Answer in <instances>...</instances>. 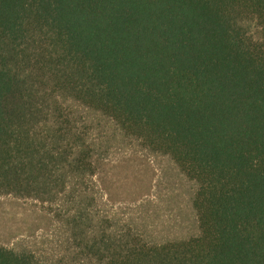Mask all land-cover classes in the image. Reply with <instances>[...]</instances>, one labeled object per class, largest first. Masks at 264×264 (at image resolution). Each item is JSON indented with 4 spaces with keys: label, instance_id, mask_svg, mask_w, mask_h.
Masks as SVG:
<instances>
[{
    "label": "trees",
    "instance_id": "16d2710c",
    "mask_svg": "<svg viewBox=\"0 0 264 264\" xmlns=\"http://www.w3.org/2000/svg\"><path fill=\"white\" fill-rule=\"evenodd\" d=\"M55 96L168 155L199 235L98 219L93 149ZM0 195L75 205L58 217L96 264H264V0H0ZM0 264L36 262L0 247Z\"/></svg>",
    "mask_w": 264,
    "mask_h": 264
},
{
    "label": "rangeland",
    "instance_id": "374dc122",
    "mask_svg": "<svg viewBox=\"0 0 264 264\" xmlns=\"http://www.w3.org/2000/svg\"><path fill=\"white\" fill-rule=\"evenodd\" d=\"M241 24L254 39L261 38L255 21ZM52 102L73 114L93 149L98 219L108 218L113 230L130 229L152 244L199 235L192 206L197 186L168 155L145 148L98 111L61 96ZM67 209L72 215L75 205L0 195V247L32 255L36 264H96L82 254L66 216L58 217Z\"/></svg>",
    "mask_w": 264,
    "mask_h": 264
}]
</instances>
